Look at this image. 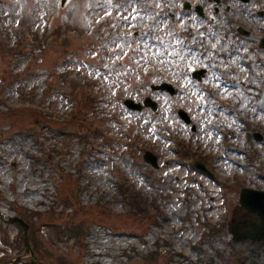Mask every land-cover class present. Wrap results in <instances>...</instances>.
<instances>
[{"label": "rangeland", "instance_id": "rangeland-1", "mask_svg": "<svg viewBox=\"0 0 264 264\" xmlns=\"http://www.w3.org/2000/svg\"><path fill=\"white\" fill-rule=\"evenodd\" d=\"M182 2L0 0V264H30L5 222L20 212H37L41 264H264L261 244L231 233L248 215L239 190H264V0H225L212 21L214 3L199 18ZM145 97L156 112L123 103ZM75 223L81 237H56Z\"/></svg>", "mask_w": 264, "mask_h": 264}, {"label": "water", "instance_id": "water-1", "mask_svg": "<svg viewBox=\"0 0 264 264\" xmlns=\"http://www.w3.org/2000/svg\"><path fill=\"white\" fill-rule=\"evenodd\" d=\"M67 0H62V5L66 3ZM168 87L166 85H161L160 88ZM128 107L133 109H140L141 105L133 103L131 100L125 101ZM145 104L151 103L148 98L144 101ZM184 119H186L184 113L181 112L180 114ZM187 120V119H186ZM145 161L151 163L152 165L156 166V158L149 152H146L144 155ZM239 203L241 204L243 210L247 211L248 213L255 214L257 217V224H252L250 226H239L237 231H233L234 237L236 239H250L252 241L259 242L262 246H264V191H253L248 189H243L240 192L239 196ZM10 221L18 222L22 225L23 233H22V240L25 246V251L30 253L31 263L37 264L35 261V256L31 251L29 242H28V225L20 218L14 217L10 218Z\"/></svg>", "mask_w": 264, "mask_h": 264}, {"label": "trees", "instance_id": "trees-1", "mask_svg": "<svg viewBox=\"0 0 264 264\" xmlns=\"http://www.w3.org/2000/svg\"><path fill=\"white\" fill-rule=\"evenodd\" d=\"M187 153V152H186ZM185 153V154H186ZM125 188H122L121 193L124 195V200L126 201V203H129V207L130 210H132L134 212V214H138L141 213L143 211L144 205L146 204V201L144 200V198L135 191H131L130 194H125L124 191ZM126 192H129L126 191ZM73 199L76 201L77 197L75 194L72 195ZM65 201L68 200L67 197L64 198ZM37 212H28V213H16L17 215H19L20 217H22L24 220L27 221L28 225H29V238H30V243L32 246V249L34 251V253L37 255V259L40 262L41 260V256L39 255V246H40V241L36 239L34 233H33V221H31V218L34 216V214H36ZM17 226L19 227V225L17 224ZM52 225H50L49 227H51ZM56 237L59 239L62 236H67V237H81L82 233V229H83V225L82 223H75V224H65V225H61L58 224L57 226L53 227ZM51 241H55L51 236L49 238ZM5 243V240L3 241ZM39 255V256H38ZM58 259V258H57ZM58 261L60 263H64L63 259H58ZM169 260L166 261V264H169Z\"/></svg>", "mask_w": 264, "mask_h": 264}, {"label": "flooded vegetation", "instance_id": "flooded-vegetation-1", "mask_svg": "<svg viewBox=\"0 0 264 264\" xmlns=\"http://www.w3.org/2000/svg\"><path fill=\"white\" fill-rule=\"evenodd\" d=\"M237 3H240L243 5V3H248L250 0H234ZM205 4H202L200 2H195L194 0H183L181 6L182 9L189 13V16L191 17V14L193 16L199 17V18H205L208 13V4L214 3V6L212 7V12L209 15V20L212 21L213 17L217 14H221L222 16L224 13L230 12V7L229 5L225 4V0H204L203 1ZM208 3V4H207ZM225 4L223 8H221V4ZM260 5V2L258 3ZM255 15L258 18L264 19V8H259L255 11ZM190 18L187 19V21ZM234 31L237 34H241L240 32L244 31V29L241 28L240 25L234 27Z\"/></svg>", "mask_w": 264, "mask_h": 264}, {"label": "bare ground", "instance_id": "bare-ground-1", "mask_svg": "<svg viewBox=\"0 0 264 264\" xmlns=\"http://www.w3.org/2000/svg\"><path fill=\"white\" fill-rule=\"evenodd\" d=\"M256 218L255 217H253L252 215L249 217V222H251V223H253V224H256Z\"/></svg>", "mask_w": 264, "mask_h": 264}]
</instances>
